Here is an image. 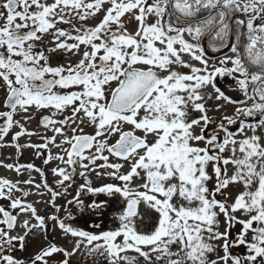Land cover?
<instances>
[{
	"label": "snow or ice",
	"instance_id": "obj_1",
	"mask_svg": "<svg viewBox=\"0 0 264 264\" xmlns=\"http://www.w3.org/2000/svg\"><path fill=\"white\" fill-rule=\"evenodd\" d=\"M0 147V264H264V0H0Z\"/></svg>",
	"mask_w": 264,
	"mask_h": 264
},
{
	"label": "flooded vegetation",
	"instance_id": "obj_2",
	"mask_svg": "<svg viewBox=\"0 0 264 264\" xmlns=\"http://www.w3.org/2000/svg\"><path fill=\"white\" fill-rule=\"evenodd\" d=\"M204 47L207 49V43L206 41L204 42ZM209 55L212 56H220V53H210L209 51ZM229 55H231V53H229ZM60 62H64L63 60H61ZM220 82L217 80V85L220 87ZM46 114V113H45ZM17 119H19V117H17ZM38 120L39 117L37 116L36 118L32 119L30 122L25 124V127L29 130V131H34V130H39V131H43L42 128L38 129L37 125H38ZM19 129L17 128H13L10 133L8 134V136L6 137V142L11 141V136L14 132L18 131ZM47 135L51 136L52 133L49 132L47 133ZM28 138V137H27ZM59 139V138H58ZM24 141V137L20 139L19 143L22 144ZM30 142L34 145H38L40 143H43V141L41 139H39L36 136H33L30 140ZM28 150H31V155L30 158H28L25 154V149L22 150V154H20L18 156L16 149L13 147H0V161H3L4 163H16L18 162L19 164H28V163H33L36 167L40 168L47 177L48 183L51 184L52 183V173H51V169L53 167H56L57 165V161H52L50 162L48 165H44L43 163V159L45 156H47L48 150L47 149H43L41 150L44 153V156H37L36 155V149L34 148H27ZM57 152V150L55 148H52V153L55 154ZM29 161V162H27ZM36 173L38 179H39V183H42V178L40 176L39 173ZM16 172L15 171H10L4 167H0V178H7L9 180L15 181L18 178L15 176ZM24 187V186H22ZM25 190H27V188H25ZM43 190V189H42ZM17 196L20 195V193H16ZM218 199H221L219 197H217ZM28 202H32L33 200L30 198V196H27L25 198ZM8 202L7 201H0V204H4L6 205ZM104 219L101 220H92L88 222V228L90 230L93 229V225L94 224H101L102 226H104Z\"/></svg>",
	"mask_w": 264,
	"mask_h": 264
},
{
	"label": "rangeland",
	"instance_id": "obj_3",
	"mask_svg": "<svg viewBox=\"0 0 264 264\" xmlns=\"http://www.w3.org/2000/svg\"><path fill=\"white\" fill-rule=\"evenodd\" d=\"M134 26H135L134 24L133 25H130L129 26V30L131 31ZM184 71H187V70H184ZM218 81L220 82L219 84H220L221 89L227 91V89L225 88V84L231 83V81L228 80L227 78H224V82L223 83H221V81L219 79H218ZM227 94L232 95L234 98H238L235 93L227 92ZM228 111L230 112L231 109L229 108ZM216 115H219V113H217ZM86 131H90V130L86 129ZM27 142H29V138L24 137V141H23L22 144H25ZM25 154H26V156L28 158H30L31 150H28L27 148H25ZM27 162H29V161H27ZM15 176L18 179H20V180H24V179H27L28 178L27 173H25L23 176H17V174H15ZM32 177L34 178V180H35L36 183H39V179H38L36 173L33 172L32 173ZM94 182H96L95 179H94ZM76 183H77V185L79 183H82V180H81V178L79 176L76 177ZM31 191L33 192V194L32 195H29V196H30V198L33 201H41V200H44V199H47L48 198L47 193H45L43 196H40V195L35 194L37 190L34 187L32 188ZM40 191H43V190L41 189ZM72 194L74 195V192ZM68 198L71 199L72 198L71 195ZM219 198H221V197H219ZM84 199L86 201H90L91 200V197L90 196H85ZM57 203H65V201L58 200ZM35 207L38 209V212H39L40 215H48V214H51V212H52V209L50 207H46V205L44 203H36L35 204ZM61 215H62V213H61ZM101 219H104V221H103L104 222V226L103 227L105 229L113 227V225L110 223L111 216L98 217L96 214L83 215L79 219H77L76 221H73V223L76 226H79L81 228H84L85 230H90L88 228V222L89 221H92V220L96 221V220H101ZM49 237L52 238L53 237V234L52 233H49ZM54 238L56 239V242L58 244H64L65 243V241H63L62 239L59 238V234L58 233L55 234V237ZM39 246H41V242L40 241H35L34 242L32 240H29V244H28L27 251L24 252V253L17 252V253H15V255L22 256V257H27V256L31 255L33 252H35ZM130 255H134V254L130 253ZM72 259H73V264H76V257H73Z\"/></svg>",
	"mask_w": 264,
	"mask_h": 264
},
{
	"label": "bare ground",
	"instance_id": "obj_4",
	"mask_svg": "<svg viewBox=\"0 0 264 264\" xmlns=\"http://www.w3.org/2000/svg\"><path fill=\"white\" fill-rule=\"evenodd\" d=\"M211 53V52H210Z\"/></svg>",
	"mask_w": 264,
	"mask_h": 264
}]
</instances>
